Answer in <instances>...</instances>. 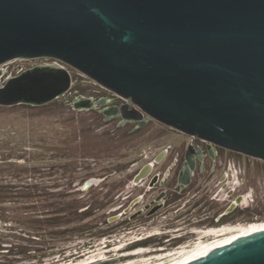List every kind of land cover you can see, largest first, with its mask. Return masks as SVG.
Returning a JSON list of instances; mask_svg holds the SVG:
<instances>
[{
  "label": "water",
  "instance_id": "water-1",
  "mask_svg": "<svg viewBox=\"0 0 264 264\" xmlns=\"http://www.w3.org/2000/svg\"><path fill=\"white\" fill-rule=\"evenodd\" d=\"M45 58L65 67L0 73V106L58 99L73 84L69 67L125 101L104 107L107 118L148 117L264 161V0H0V65ZM110 101L76 96L69 105ZM184 264H264V230Z\"/></svg>",
  "mask_w": 264,
  "mask_h": 264
},
{
  "label": "rangeland",
  "instance_id": "rangeland-1",
  "mask_svg": "<svg viewBox=\"0 0 264 264\" xmlns=\"http://www.w3.org/2000/svg\"><path fill=\"white\" fill-rule=\"evenodd\" d=\"M53 62L49 58L11 60L0 65V73L12 77L35 65ZM67 69L73 84L58 99L43 106H0V264H61L80 260L85 251L98 252L102 246L105 248L100 251L107 260H113L137 247H163L184 229H201L193 225L179 229L182 224L160 227L166 221L162 219L142 231L139 221L124 215L106 221L110 215L120 214L121 210H112L120 203L103 207L102 199L94 200L93 187L83 188V183L103 167L111 173L108 185L118 184L122 179L118 169L137 158L133 147L141 135H127V127L114 128L116 120L104 123L92 110H73L69 105L73 97L111 94L76 70ZM149 128L156 131L158 125L152 123ZM143 139L140 147L151 145L149 137ZM230 165L236 172L239 196L247 198L246 207L239 211L248 213L243 220L223 226L264 221V161L239 154L233 156ZM17 184L27 189L15 191L12 187ZM223 201L217 206H224ZM74 210L79 214L68 215ZM56 211L64 220L52 226L48 219L57 215ZM254 216L257 221L250 220ZM196 240L191 237L188 243L178 245L190 246ZM117 245L122 246L119 251L110 250Z\"/></svg>",
  "mask_w": 264,
  "mask_h": 264
},
{
  "label": "flooded vegetation",
  "instance_id": "flooded-vegetation-1",
  "mask_svg": "<svg viewBox=\"0 0 264 264\" xmlns=\"http://www.w3.org/2000/svg\"><path fill=\"white\" fill-rule=\"evenodd\" d=\"M108 98L111 101L105 106L89 110L99 113L104 123L116 120L114 128L127 127V135L140 134L141 137L137 146L133 147L137 158L127 161L118 169L122 178L118 184L108 185L111 173L103 167L100 171H95L91 177L93 182L90 187H93L94 200L102 199L105 208L120 203L112 209L121 210L120 214L110 215L106 219L107 222L109 219L114 220L115 217L124 215L125 219L139 221L142 231L150 228L151 224L160 223L162 219L166 221L160 224V227L175 224L183 225L179 229L191 225L201 227L184 229L179 235L169 238V241L165 240L163 247L149 248L155 252L158 248L166 250L174 246L176 248L184 241L188 243L191 237L194 239L198 237L197 231L205 230L208 226L219 228L224 223H232L247 217L248 211H239L247 203V198L244 200V197L239 196L236 172L231 165L227 166L234 155L241 153L185 134L148 117L141 121H127L121 124L120 118H107L101 110L106 106L119 108L125 101L113 94ZM152 123L158 125L156 131L149 128ZM145 136L150 138L151 145L142 148L140 145L143 144ZM92 165L96 167L97 163ZM113 172L116 173L117 170L114 169ZM137 176H140L138 181H134ZM220 201L225 202L224 206H217ZM113 203L114 205H111ZM257 219V216H254L250 220ZM124 224L127 225L128 222Z\"/></svg>",
  "mask_w": 264,
  "mask_h": 264
},
{
  "label": "bare ground",
  "instance_id": "bare-ground-1",
  "mask_svg": "<svg viewBox=\"0 0 264 264\" xmlns=\"http://www.w3.org/2000/svg\"><path fill=\"white\" fill-rule=\"evenodd\" d=\"M246 200V198H243ZM226 225V224H225ZM264 230V221L251 222L244 225H230L222 226L219 228H206L205 230H199L196 232L197 240L190 246H180L178 249L165 251L158 248L155 252H160L149 257H144L147 254H151L153 250L137 247L130 253L117 255L116 260L122 258L123 260L114 264H184L203 252L215 248L222 243L243 236L245 234ZM105 247L102 246L97 252L96 249L87 250L82 254V259L77 261L65 262L61 264H94L107 260L105 254L100 251ZM122 248L121 245L114 246L110 250L119 251ZM107 251V250H106ZM137 258H141L140 261Z\"/></svg>",
  "mask_w": 264,
  "mask_h": 264
},
{
  "label": "trees",
  "instance_id": "trees-1",
  "mask_svg": "<svg viewBox=\"0 0 264 264\" xmlns=\"http://www.w3.org/2000/svg\"><path fill=\"white\" fill-rule=\"evenodd\" d=\"M12 188L18 192L23 191L24 189H27V187L23 184H17L15 186H13ZM56 212H57V215H52L50 217V219H48V221L50 222L49 224L52 226H58L61 223V221L64 220L63 217L59 214V212L58 211H56ZM75 214L77 215V214H79V212L74 210L73 212L68 213V215H75Z\"/></svg>",
  "mask_w": 264,
  "mask_h": 264
},
{
  "label": "built area",
  "instance_id": "built-area-1",
  "mask_svg": "<svg viewBox=\"0 0 264 264\" xmlns=\"http://www.w3.org/2000/svg\"><path fill=\"white\" fill-rule=\"evenodd\" d=\"M53 64L58 65V66L65 67V65H63L62 63H60L59 61H56V60H54ZM19 72H20V71H19ZM19 72H18V73H19Z\"/></svg>",
  "mask_w": 264,
  "mask_h": 264
}]
</instances>
